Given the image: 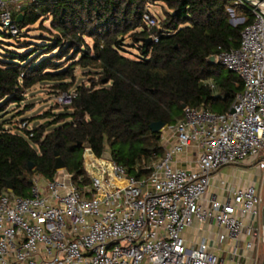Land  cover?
Returning a JSON list of instances; mask_svg holds the SVG:
<instances>
[{
    "label": "built area",
    "instance_id": "2783aa9c",
    "mask_svg": "<svg viewBox=\"0 0 264 264\" xmlns=\"http://www.w3.org/2000/svg\"><path fill=\"white\" fill-rule=\"evenodd\" d=\"M36 1L0 0L2 31L17 35L13 12ZM222 1L252 13L239 47L215 56L241 79L232 106L221 113L185 106L177 122L164 125V154L143 166L145 176L85 148L83 174L65 168L51 179L34 174L27 196L5 188L0 264H244L246 250L252 258L259 239L258 188L222 181L223 199L207 192L224 166L255 164L264 170V12L243 0ZM227 11L232 25L245 21L230 5ZM142 20L147 27L158 24L147 6ZM206 83L216 88L212 79ZM75 96L74 90L62 92L57 101L69 104ZM191 144L197 146L194 167L176 165L177 155ZM261 220L264 226V207ZM194 223L197 233L189 239L185 232ZM260 237L264 245V229Z\"/></svg>",
    "mask_w": 264,
    "mask_h": 264
},
{
    "label": "trees",
    "instance_id": "16d2710c",
    "mask_svg": "<svg viewBox=\"0 0 264 264\" xmlns=\"http://www.w3.org/2000/svg\"><path fill=\"white\" fill-rule=\"evenodd\" d=\"M158 1L166 9L154 27L142 20L147 0H37L13 12L19 33L1 31L4 36L17 38L37 21L52 36L27 52L0 57V100L20 103L25 91L42 81L53 82L57 93L74 90L76 96L61 112H54L60 106L46 110L39 117L51 119L31 129L0 122V193L10 181L12 192L29 195L34 174L48 179L55 174L56 156L66 170L83 174L84 143L96 156L109 151L127 173L140 176L148 172L143 166L162 156L161 130L152 132L150 123H175L181 104H211L218 113L232 106L241 79L207 58L239 47L251 11L239 5L245 21L232 25L229 2ZM47 19L49 28L42 25ZM152 35L158 40L147 43ZM76 66L93 74L87 84L75 85Z\"/></svg>",
    "mask_w": 264,
    "mask_h": 264
},
{
    "label": "rangeland",
    "instance_id": "374dc122",
    "mask_svg": "<svg viewBox=\"0 0 264 264\" xmlns=\"http://www.w3.org/2000/svg\"><path fill=\"white\" fill-rule=\"evenodd\" d=\"M230 7L233 8L235 11L236 16H245V13L239 11V6L232 5L229 3ZM147 9L150 14H152L155 18L159 19L163 16V9H166L164 3L158 0H147ZM231 19V16H230ZM39 21H37L35 24L30 25L22 30V33L17 37H6L2 34V29L0 27V57L3 54H11V52H18V53H24L31 49H33V44H46L49 42V38H51V34L48 33V31L42 30L39 27ZM50 19H47L43 21L42 25L46 28H49ZM88 40V39H87ZM90 42V40H88ZM128 42V40H127ZM30 44L29 46H27ZM129 52L131 51L134 54H137V49L135 47L128 48ZM55 52V51H54ZM68 59H65L67 63ZM66 63V65H68ZM225 68V67H224ZM87 70L88 68H81L79 66H76L74 68V74L76 77L75 85L79 83L87 84L90 78L93 77V74H90ZM227 69L225 68L224 71ZM53 82L51 81H42L39 82L29 89H27L24 93V100H22L20 103L16 102H8L5 103L7 98H4L0 100V106L3 107L0 109V122H4L7 127L12 125L11 123H16L17 125H21V121L26 120L28 123L27 128L31 129L33 127H36L44 122H48L51 118L43 119L39 116H42L43 113L48 110L49 108H53L55 106H60L58 109H54V112H61L63 111L62 104L58 103V96L61 93H57V90L55 88H52ZM75 85L72 87V89L75 87ZM28 107V109L24 110ZM195 107L206 108L210 110L211 112H219L217 109V106H213L211 104L204 105H198ZM177 113H181V110L177 111ZM183 113V110H182ZM181 118V117H180ZM177 120V119H176ZM174 122H177V121ZM11 121V123L9 122ZM15 126V125H14ZM14 126H11L13 128V131H16L18 133H23L22 129L20 127L16 128ZM54 126H50L47 130H50ZM167 126H164L161 131H164ZM161 145V144H160ZM115 148L119 147V145H115ZM164 154V150L162 148V156ZM227 171V174L229 175L228 182L229 184H234V186H237L240 182V179L245 178V173L248 176L250 175L251 178L256 179L255 186L259 190V195L261 197V203L257 210V223L256 227L259 230V236H261V233L264 229V226L262 224L261 220V214H262V207L264 205V170L258 169L255 164L250 165L249 167L244 166L242 164L238 165H227L224 166ZM223 167V168H224ZM237 168L239 169L238 175L232 173V169ZM147 173L141 174L138 177H142L147 175ZM246 176V177H247ZM235 177V178H234ZM239 179V180H238ZM76 180V177H75ZM83 182L84 184L89 183V177L83 176ZM11 190V189H10ZM197 223H194L191 228H189L185 233L189 237V239H195L193 235H196L197 233ZM257 249L253 252V257L255 259V264H262L264 260V245L260 240V237L257 241Z\"/></svg>",
    "mask_w": 264,
    "mask_h": 264
},
{
    "label": "crops",
    "instance_id": "0c3cea01",
    "mask_svg": "<svg viewBox=\"0 0 264 264\" xmlns=\"http://www.w3.org/2000/svg\"><path fill=\"white\" fill-rule=\"evenodd\" d=\"M196 153H197V146L195 144H191L188 147H186L180 154L177 155V163L176 165L178 166H183V167H187V168H193L194 167V162H195V157H196ZM244 166L249 167L246 164H242ZM227 168H221L219 169L211 178L210 180V186L207 192V196H210L212 194H214L218 199H223L224 197V190L222 187L221 182H225V183H229L227 180L229 178V175L227 174L226 171ZM238 171L239 169L237 168H233L232 169V173L238 175ZM246 173H245V178L240 179V182L237 186H247L249 184H254L256 183V179L251 178L250 175L248 174V176L246 177ZM235 178V177H234ZM239 180V179H238ZM233 187L234 184H231ZM264 207V205H263ZM263 207H262V211H263ZM258 219L256 218V222H255V226L257 223ZM260 237V236H259ZM258 237V238H259ZM261 240V237H260ZM244 251V250H243ZM246 258L244 259V264H255V259L253 257V253H252V258H251V251H244Z\"/></svg>",
    "mask_w": 264,
    "mask_h": 264
},
{
    "label": "water",
    "instance_id": "95a60500",
    "mask_svg": "<svg viewBox=\"0 0 264 264\" xmlns=\"http://www.w3.org/2000/svg\"><path fill=\"white\" fill-rule=\"evenodd\" d=\"M243 1L246 4H249V5L253 6V7H256L257 9H259V10L264 12V0H243ZM20 17H21V15H18L17 20H19ZM150 41H151V38H147L146 39L147 43L150 42ZM207 62L210 63V64L215 63L216 62L215 55H210L207 58ZM181 107L184 108L185 104H181ZM164 125L165 124L163 122L156 121V122L150 123L149 127H150L152 132H157V131L161 130L164 127ZM83 147L84 148H89V144L88 143H84ZM101 156L103 158H106V159H112V156H111L109 151H103ZM28 166L31 169L33 167V164L31 162H29ZM64 167H65V163L63 162V160L59 156H56L55 163H54V168L55 169H61V168H64ZM6 188L12 189V185H11L10 181H8L6 183Z\"/></svg>",
    "mask_w": 264,
    "mask_h": 264
}]
</instances>
